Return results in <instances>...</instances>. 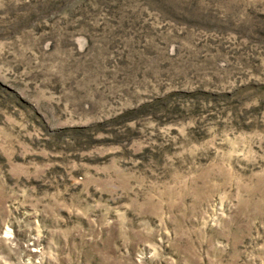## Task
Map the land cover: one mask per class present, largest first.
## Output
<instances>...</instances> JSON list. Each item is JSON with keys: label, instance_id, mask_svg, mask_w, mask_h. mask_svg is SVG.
<instances>
[{"label": "rangeland", "instance_id": "1", "mask_svg": "<svg viewBox=\"0 0 264 264\" xmlns=\"http://www.w3.org/2000/svg\"><path fill=\"white\" fill-rule=\"evenodd\" d=\"M0 264H264V0H0Z\"/></svg>", "mask_w": 264, "mask_h": 264}]
</instances>
